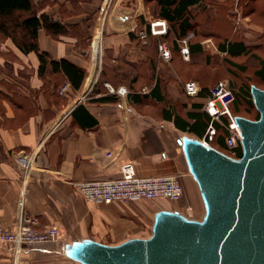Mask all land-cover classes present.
I'll return each instance as SVG.
<instances>
[{"label": "crops", "instance_id": "crops-1", "mask_svg": "<svg viewBox=\"0 0 264 264\" xmlns=\"http://www.w3.org/2000/svg\"><path fill=\"white\" fill-rule=\"evenodd\" d=\"M30 2L38 14L52 17L76 34L53 38L40 30L37 45L48 60H66L88 71V76L94 68L91 49L96 35L101 53L112 55L117 66L132 68L145 57L146 46L137 32L153 20L146 0ZM1 39L0 224L10 227L29 218L39 231L56 229L57 238L21 250L0 243V264H80L61 252L65 245L89 239L115 246L128 239L148 238L155 213L176 211L173 202L97 205L85 202L75 187L117 179L120 166L127 162L133 163L141 178L177 176L182 187V182L189 187L190 201L195 200L192 184L198 190L178 140L204 135L209 122L203 111L207 95L202 92L190 98L184 94L183 83L195 78L190 72L194 66L183 61L177 50L168 62L161 61L159 77L148 89L134 91L119 85L114 88H125L124 97L109 95L114 102H96V96L105 95L106 90L87 97L97 81L94 72L85 92L83 80L79 90L69 86L61 94L67 83L62 73H52L47 64L44 76L39 77L36 54H23L11 40ZM151 40L156 39L146 41ZM156 83L158 88L151 94ZM196 120L205 125L197 131L186 130L185 123L191 126ZM30 154L33 160L25 173L18 160Z\"/></svg>", "mask_w": 264, "mask_h": 264}, {"label": "water", "instance_id": "water-1", "mask_svg": "<svg viewBox=\"0 0 264 264\" xmlns=\"http://www.w3.org/2000/svg\"><path fill=\"white\" fill-rule=\"evenodd\" d=\"M256 120L235 117L240 158L200 139L178 144L203 213L199 220L158 211L151 235L107 246L89 239L61 252L80 264H264V90L250 86Z\"/></svg>", "mask_w": 264, "mask_h": 264}, {"label": "rangeland", "instance_id": "rangeland-1", "mask_svg": "<svg viewBox=\"0 0 264 264\" xmlns=\"http://www.w3.org/2000/svg\"><path fill=\"white\" fill-rule=\"evenodd\" d=\"M191 14L194 17L192 24L195 31L192 43L201 46V52L192 55L188 63L194 66V69L190 70L194 72V80L206 87L212 86L216 81L227 80L235 86L237 92L240 86L251 85L264 90V82L259 81L253 74L258 67L256 60L250 57L235 59V62L245 66V71L241 73L229 69L223 62L225 56L216 49L217 43L223 39L239 40L251 53L264 59V0H206L201 7L192 10ZM156 42L157 39L147 42L145 57L134 62L132 68L117 66L112 62V55L105 51L100 52L98 63L92 69L97 81L87 97H92L97 91L104 94L103 81H108L112 87L123 85L134 91L148 89L155 77H159L160 72L157 70L161 61L157 57ZM87 72L85 71L84 80ZM82 91L85 92L83 85ZM256 113L253 105L250 107L240 105L238 108V116L249 120H254ZM221 151L228 155L227 151ZM187 179L189 180L188 177ZM182 184V199L177 203H170L175 205V209H172L189 219L199 220L203 210L198 192L192 184L196 195L195 202H191L190 189L183 182ZM188 207L191 209L188 210Z\"/></svg>", "mask_w": 264, "mask_h": 264}, {"label": "built area", "instance_id": "built-area-1", "mask_svg": "<svg viewBox=\"0 0 264 264\" xmlns=\"http://www.w3.org/2000/svg\"><path fill=\"white\" fill-rule=\"evenodd\" d=\"M168 26L164 20L153 19L144 25L137 32L138 38L145 42L148 36L162 37L167 34ZM193 37L192 33L177 40L179 45V55L181 59L188 62L189 40ZM158 58L160 61L168 62L171 59V52L166 43H158ZM106 90L105 95H97V98L106 95H117L124 97L127 91L123 87L114 88L108 83H103ZM69 83H65L60 89V93H66ZM184 94L187 97L194 98L200 93L199 85L193 81H187L182 85ZM237 92L235 86L227 80L216 82L208 91L203 111L209 118V122L205 129L204 135L200 139L205 147L211 146L216 136V127L219 125L226 131L224 138V147L228 152V156L234 158L239 145V129L235 123V115L230 109V104ZM106 157H111V153H106ZM33 155L20 157L19 166L27 173ZM77 192L87 203L97 205H110L113 203H130L141 200L165 199L173 203H177L183 196V187L177 176L141 178L135 173L133 163L127 162L120 166L119 177L114 180L82 182L75 185ZM188 210L191 208L188 207ZM57 231L54 228L37 230L34 227V221L29 218L21 219L13 226H5L0 224V243L11 245L14 250L31 249L32 247L48 242L55 241Z\"/></svg>", "mask_w": 264, "mask_h": 264}, {"label": "trees", "instance_id": "trees-1", "mask_svg": "<svg viewBox=\"0 0 264 264\" xmlns=\"http://www.w3.org/2000/svg\"><path fill=\"white\" fill-rule=\"evenodd\" d=\"M149 3L152 19H161L167 23L168 31L162 37H147L157 39L155 48L157 52L158 43H166L172 53L177 50L179 53V45L177 40L185 37L187 34L192 33L193 37L189 40V54H197L201 52L199 44L192 43L195 37L193 30L194 17L191 14L192 10L201 7L206 0H146ZM152 3V4H151ZM141 22L137 25L136 30L141 28ZM40 30H43L48 36L57 38L59 36L76 35L74 29L68 27L46 14H38L33 7L30 0H0V36L11 40L13 45L23 54L35 53L39 66L37 74L43 77L48 64L52 73H62L73 90H79L84 77L85 70L76 67L66 60L53 61L48 60V55L39 51L37 45V37ZM144 42V46L147 44ZM216 49L220 53H224L223 62L229 69H235L239 72L245 71V66L242 63H237L234 60L239 57H250L257 61L258 67L253 72L254 76L261 82H264V59L251 53L248 47L239 40L223 39L217 43ZM190 81V80H188ZM194 81V80H193ZM187 82V81H186ZM200 87V93L205 92L208 94L210 87H203L199 82L195 81ZM108 83V81H103ZM102 83V85H103ZM254 86V85H253ZM256 87V86H255ZM158 83L155 84L151 94L156 92ZM199 93V94H200ZM96 102H114L115 99L109 95L95 99ZM240 105L247 107L252 106L250 87L240 86L238 92L234 94V99L230 104V109L235 116H238V108ZM241 117V116H238ZM208 118V117H207ZM244 118V117H243ZM258 118V113L255 114L254 120ZM209 121V118H208ZM207 121V122H208ZM186 130L197 131L205 123L195 121L194 125H187ZM207 125V124H206ZM207 127V126H206ZM216 136L211 143V147L221 151H226L224 147V138L226 131L223 127L215 125ZM222 152V151H221ZM241 148L236 150L235 158H240Z\"/></svg>", "mask_w": 264, "mask_h": 264}, {"label": "bare ground", "instance_id": "bare-ground-1", "mask_svg": "<svg viewBox=\"0 0 264 264\" xmlns=\"http://www.w3.org/2000/svg\"><path fill=\"white\" fill-rule=\"evenodd\" d=\"M101 48H100V36L96 35L92 42V53H93V66L98 63L100 56ZM93 79V72H91L84 81L83 88L86 90ZM203 210V209H202Z\"/></svg>", "mask_w": 264, "mask_h": 264}]
</instances>
